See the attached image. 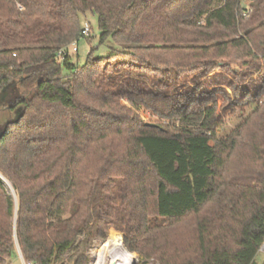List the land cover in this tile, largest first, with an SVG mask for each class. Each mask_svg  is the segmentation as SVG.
I'll list each match as a JSON object with an SVG mask.
<instances>
[{
  "label": "trees",
  "instance_id": "trees-1",
  "mask_svg": "<svg viewBox=\"0 0 264 264\" xmlns=\"http://www.w3.org/2000/svg\"><path fill=\"white\" fill-rule=\"evenodd\" d=\"M88 11L113 45L77 65ZM262 66L264 0H0V264H91L113 228L144 264H257ZM223 86L253 110L220 138Z\"/></svg>",
  "mask_w": 264,
  "mask_h": 264
},
{
  "label": "rangeland",
  "instance_id": "rangeland-1",
  "mask_svg": "<svg viewBox=\"0 0 264 264\" xmlns=\"http://www.w3.org/2000/svg\"><path fill=\"white\" fill-rule=\"evenodd\" d=\"M247 3H248L247 1L244 3H242V1H241L242 5L243 4L247 5ZM79 21H80L81 27L85 23H88L89 31L87 34H83L82 37L78 39V41L76 42L77 50L75 52L72 51L71 44L68 45L69 54L71 55V61L73 63H76L77 65H81L84 63V61H85V59H86V57H87V55H88V53L92 47H94V46L99 47L98 51L94 54V55H96V54H104L107 47L113 45V42L111 41L110 38H107L103 44H99V29H98V23H97V16L94 13L88 11V12H85L84 14H81ZM231 66L234 67L235 69H237L236 72H238V73L241 72V69H238V66L236 64H232ZM263 69H264V66H262L260 71L254 72L252 74V78L255 79V78L261 76ZM108 75L109 74H107L105 71L102 73L103 77L108 78ZM201 80L203 82H205L206 79H201ZM248 80L249 79H247L246 81L248 82ZM238 86L242 87V83H239ZM223 88L225 89L226 94L221 92L217 95V97H218V111L220 114L221 122H220L216 132H217V136L220 138L224 137L225 135L230 133L232 130H234L238 125H240L245 120V118H247L250 115V113L253 110L252 104L242 105L240 103H235V95L233 93L232 87L223 86ZM169 94H171V93H169ZM121 103L124 106H126L127 108H129L134 114L139 116L144 122L148 123V122H155L156 120L160 121L156 116L153 115V113L149 109H146L142 105H140L138 107L133 106L126 98L122 99ZM163 122H166V120H163ZM3 183H4L7 191L11 193V188L7 184H5L4 181H3ZM111 230L119 232L121 234L122 238H120L119 234L115 233V234L110 235L108 238L106 236L104 239H99V238L94 239L92 244H91V248L89 250L91 264H95V261H96L97 256H98L97 250L100 247V244L103 240H105L103 242H106L109 240H116V241L121 242L123 245L124 233L121 230H118L115 228H113ZM121 239H122V241H121ZM124 249L126 250L125 247H124ZM126 252L128 254H130L132 258H134L136 260V262L134 264H144L136 253H132V252H129L127 250H126ZM109 258H110V256L106 259L105 264H109V262H108ZM254 261L257 264H261L264 261V252L258 251V253L256 254V256L254 258ZM13 264H22V263L18 259V261H15ZM132 264H133V262H132ZM148 264H157V263L154 262L153 260H151Z\"/></svg>",
  "mask_w": 264,
  "mask_h": 264
},
{
  "label": "bare ground",
  "instance_id": "bare-ground-1",
  "mask_svg": "<svg viewBox=\"0 0 264 264\" xmlns=\"http://www.w3.org/2000/svg\"><path fill=\"white\" fill-rule=\"evenodd\" d=\"M0 178L7 184L10 188V184L0 176ZM11 193H13L11 188ZM98 256L95 264H105L106 259L110 256L109 260L114 257H120L124 264H132L133 258L130 254L126 252L121 242L116 240H109L106 242H101L100 247L97 250ZM109 262V261H108Z\"/></svg>",
  "mask_w": 264,
  "mask_h": 264
},
{
  "label": "built area",
  "instance_id": "built-area-1",
  "mask_svg": "<svg viewBox=\"0 0 264 264\" xmlns=\"http://www.w3.org/2000/svg\"><path fill=\"white\" fill-rule=\"evenodd\" d=\"M88 31H89V25H88V23H85V24L82 26L81 34H82V35H83V34H87ZM71 47H72V48H71L72 51L75 52V51L77 50V48H76V42H72V43H71ZM67 52H68V51H67L66 49H64V48H63V49H60V50L58 51V55H59L58 61H60L62 55L66 54ZM259 251L264 252V239H263V241H262V243H261V245H260ZM19 258H20L22 264H36L35 262H26V261H24L23 258H22V256H20V255H19ZM135 262H136V260L133 258V264H134Z\"/></svg>",
  "mask_w": 264,
  "mask_h": 264
},
{
  "label": "water",
  "instance_id": "water-1",
  "mask_svg": "<svg viewBox=\"0 0 264 264\" xmlns=\"http://www.w3.org/2000/svg\"><path fill=\"white\" fill-rule=\"evenodd\" d=\"M146 124L150 125L149 123H146ZM109 264H124V262L120 257H114L109 260Z\"/></svg>",
  "mask_w": 264,
  "mask_h": 264
},
{
  "label": "crops",
  "instance_id": "crops-1",
  "mask_svg": "<svg viewBox=\"0 0 264 264\" xmlns=\"http://www.w3.org/2000/svg\"><path fill=\"white\" fill-rule=\"evenodd\" d=\"M19 261H21L20 258H19Z\"/></svg>",
  "mask_w": 264,
  "mask_h": 264
}]
</instances>
